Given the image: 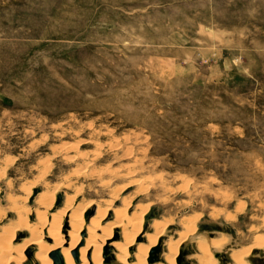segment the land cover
<instances>
[{
    "label": "rangeland",
    "instance_id": "374dc122",
    "mask_svg": "<svg viewBox=\"0 0 264 264\" xmlns=\"http://www.w3.org/2000/svg\"><path fill=\"white\" fill-rule=\"evenodd\" d=\"M67 201V241L89 204L86 226L99 206L101 228L119 209L145 214L130 261L157 223L151 264L187 224L178 264H197L202 238L231 264L264 233V0H0V236L19 229L23 245L22 225L40 231L38 211L51 219ZM32 247L23 264H40Z\"/></svg>",
    "mask_w": 264,
    "mask_h": 264
},
{
    "label": "bare ground",
    "instance_id": "6f19581e",
    "mask_svg": "<svg viewBox=\"0 0 264 264\" xmlns=\"http://www.w3.org/2000/svg\"><path fill=\"white\" fill-rule=\"evenodd\" d=\"M50 186L51 185H49V183H46V185L44 186L46 189H48L46 191L47 193L48 192L50 193V190H49ZM66 186H68V185H66ZM75 193H78V190H76ZM51 196H53V194L50 195V197ZM26 198H27V196H26ZM71 198L72 197H70L69 200ZM53 199H54V196H53ZM53 199L51 198V200H53ZM13 200H14V198H13ZM38 201H39V199H38ZM127 201H126V203H127ZM44 202H46V201H44ZM69 202L68 201L66 202L68 205L65 206L64 211H62L61 213L54 214L52 216V218L48 219V220L46 219L47 217L45 215L51 209V206L42 205V206H44V208L47 209V212L45 209V212H40L41 211L40 210L37 213L38 219H40V223L38 220V224H40L41 230L39 231L37 228H35L37 226H35V227L30 226L32 224H30V225L26 224L24 226L22 225V227L26 226L25 228L30 232L31 238H30V240L25 241L24 244L21 246H18L14 243L15 235H17L18 231H20L19 229L14 231V232L9 231L10 238H8V239H6L3 236H0V264H23L25 262V259H26L25 255H26L28 249L32 246H34L38 249V251L36 252V257H37V261H39L40 264H54L55 259H53V258L57 252L61 253L60 255H62V257H63L64 264H77L75 262L74 257L72 256V251H73V249H76L78 247V245L82 242V240H80L79 233H81L83 229L87 230V237H86V240L84 242V245L82 247H79V249L77 248L78 253H79V261H80L79 264H108V263H106L107 258L104 255L105 253L103 252L104 247L108 244H110V246H112V248L114 247V249L116 251L115 263H117V264H151L150 259L153 257L154 253L156 252V248L158 246H160L159 244L161 243V240L164 237V234L166 232V226H160V225H158V223L154 224L153 228H152L153 229L152 233H148V234L144 235V239L146 240V243L138 244L137 250L134 253L135 259L130 261L129 259H131V255L129 253V249L131 246L136 245L138 243V241H140L139 239L141 238L140 234L142 233V230H143V225H144V221H145V218H144L145 214H140L137 216L132 214L133 216H129L127 213H125L119 209V210H116L114 212L115 218L114 217L113 218L115 219V221H114V223L111 222V224L109 225L110 228L107 225L106 226L108 228L104 227V226H102V228H101V221H99V220H101L103 218V215L106 214L107 211H105V209L102 210V207L99 206V212H98L97 217L96 218H90V220L92 219L90 221L91 224H89V225L87 224L88 226H86L84 219H83L84 218L83 215H84V212L87 210V208L91 207L89 203H86V205L89 204V206L87 205V207H86L84 205L85 208L81 210L82 212L77 210L73 215H70L71 230L69 231V240L67 241L61 233V223H62L61 219H62V216H64L62 214L65 211H68V213H69V211L72 209L71 208L72 204H70ZM107 202H108V199H107ZM113 202L114 201H112V203ZM109 204H110V202H109ZM128 206H129V204H127L125 207L127 208ZM17 207H19V206H16V209H17ZM82 207H83V205H82ZM37 210L38 209H36L35 211H37ZM61 210H63V209H61ZM22 213H23V211H22ZM22 213L19 212L18 220L22 216L21 215ZM142 213H144V212H142ZM30 215H31V213H30ZM23 218H25V217H23ZM25 219H28V218L26 217ZM20 221H21V219H20ZM25 221L26 220H24V222ZM16 222H17V220H16ZM16 222H15V224H16ZM24 222H23V224H24ZM87 223H89V222H87ZM36 224H37V221H36ZM184 226L186 227L185 231L183 233L179 234V236H180L179 240H177V241L169 240L168 242H165L166 252L163 255V262H160L157 264H178L177 260L180 256V251H179L180 245L184 244L186 242V240L191 235L195 234L194 230L196 228V223L195 224L192 223L190 225L187 224ZM14 229H15V227H14ZM115 229L121 230V235L124 239L123 243H122V241H121V243L117 242L115 240L112 241L114 239V234H115L114 230ZM263 229H264V225H263ZM43 230H45L46 233H43L42 232ZM46 238H49L51 240V243H48ZM199 240L196 241V246H197L196 248H197V251H199V252L192 255L190 258L192 260H194L197 264H216V261L214 259H212V255L210 254L211 253L210 249L212 247H220V244H216L215 246H213L214 238L209 239V240L202 238ZM109 242H112V243H109ZM256 250H259V251L264 250V233H260V232L257 233L254 236V241H253L252 245H250L249 247H245V249H243V250L241 249L240 251H237L235 254L231 255V260H232L231 264H250L249 257H251L253 255L254 251H256ZM4 257H6V260H4Z\"/></svg>",
    "mask_w": 264,
    "mask_h": 264
},
{
    "label": "water",
    "instance_id": "95a60500",
    "mask_svg": "<svg viewBox=\"0 0 264 264\" xmlns=\"http://www.w3.org/2000/svg\"><path fill=\"white\" fill-rule=\"evenodd\" d=\"M215 257L218 258V259H220V260L223 258V256H222L221 253H215ZM225 260H227V258ZM56 264H61L59 258L57 259ZM179 264H181V260H180Z\"/></svg>",
    "mask_w": 264,
    "mask_h": 264
}]
</instances>
